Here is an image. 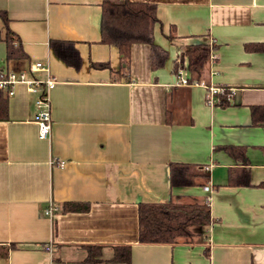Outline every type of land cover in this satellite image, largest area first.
I'll list each match as a JSON object with an SVG mask.
<instances>
[{
  "label": "crops",
  "instance_id": "crops-1",
  "mask_svg": "<svg viewBox=\"0 0 264 264\" xmlns=\"http://www.w3.org/2000/svg\"><path fill=\"white\" fill-rule=\"evenodd\" d=\"M103 1L0 0L28 56L7 64L0 41V72L39 62L55 80L48 139L38 137L27 85L14 87L0 121V264H78L94 245L97 264H121L110 261L115 245L131 246L130 264H264V126L251 123V108L264 107V53L244 50L264 44V0H131L156 5L154 43L168 58L152 72L150 46L132 45L130 82L90 67L120 68L117 49L99 43ZM51 40L75 42L81 68L56 57ZM200 42L212 51L204 79L181 85L175 60ZM217 88L229 106L207 103ZM241 152L250 187L228 186ZM171 163L201 166L208 182L170 188ZM156 202H205L212 222L194 245H140L137 205ZM64 203L88 211L62 213Z\"/></svg>",
  "mask_w": 264,
  "mask_h": 264
},
{
  "label": "trees",
  "instance_id": "trees-1",
  "mask_svg": "<svg viewBox=\"0 0 264 264\" xmlns=\"http://www.w3.org/2000/svg\"><path fill=\"white\" fill-rule=\"evenodd\" d=\"M101 8L100 41L102 45L114 47L118 51L120 68L113 70L110 63H93L90 67L96 70L108 69L114 82H130V51L136 43L150 46V69L156 71L163 68L167 62V52L154 43V26L161 25L157 14L156 5L144 2H132L131 0H104ZM0 41L4 43L6 50V63L25 62L28 56L19 36L9 28V20L3 11H0ZM174 31L173 26H170ZM173 39L171 35L167 37ZM53 51L64 64L75 70L82 66L78 49L75 42L66 40H51L48 43ZM246 52L264 53V44L248 43L244 45ZM211 47L204 42L188 44L177 56L174 63V71L185 68L188 73V84L201 83L204 72L209 62ZM215 96V105L218 107L229 106L230 94L223 90ZM8 100L5 91L0 90V121L8 119ZM166 123L169 124L168 117ZM251 123L253 126H264V107L251 108ZM228 155L235 158L241 150L238 147H221ZM218 149V148H217ZM241 166L232 171L227 180V185L232 187H250V172L247 170V161L242 154ZM170 188L204 186L209 175L204 168L198 165L171 163L169 165ZM237 171V172H236ZM264 187V183L259 185ZM137 212L138 243L140 245H169L176 244L194 245L201 240L202 230L208 227L212 220L208 204L188 203H140ZM86 204L64 203L61 206L62 213L87 212ZM12 246L11 248H14ZM86 258L78 264H97L101 262L100 245L84 246ZM113 263L130 264L131 246L115 245L112 247ZM204 252L208 256L207 247Z\"/></svg>",
  "mask_w": 264,
  "mask_h": 264
},
{
  "label": "built area",
  "instance_id": "built-area-1",
  "mask_svg": "<svg viewBox=\"0 0 264 264\" xmlns=\"http://www.w3.org/2000/svg\"><path fill=\"white\" fill-rule=\"evenodd\" d=\"M212 52V51H211ZM209 61L212 60L211 53ZM44 72L45 75L42 79L35 78L33 75L36 72ZM31 74V76H29ZM177 77L179 84L188 85V73L185 68L178 69ZM17 84L27 85L28 92L35 97V117L34 122L38 128V137L40 139H48L51 134V103L49 92L55 85V80L51 78L47 66L42 63L36 62L29 68V73L25 72H0V90L6 92L7 97H10L14 93V87ZM224 89H209L207 95V103H215V96L219 93H223ZM47 215H52V209L46 211Z\"/></svg>",
  "mask_w": 264,
  "mask_h": 264
},
{
  "label": "rangeland",
  "instance_id": "rangeland-1",
  "mask_svg": "<svg viewBox=\"0 0 264 264\" xmlns=\"http://www.w3.org/2000/svg\"><path fill=\"white\" fill-rule=\"evenodd\" d=\"M1 26V25H0Z\"/></svg>",
  "mask_w": 264,
  "mask_h": 264
}]
</instances>
